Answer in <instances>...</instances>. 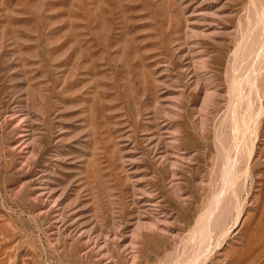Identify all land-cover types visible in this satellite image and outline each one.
Masks as SVG:
<instances>
[{"label": "rangeland", "instance_id": "1", "mask_svg": "<svg viewBox=\"0 0 264 264\" xmlns=\"http://www.w3.org/2000/svg\"><path fill=\"white\" fill-rule=\"evenodd\" d=\"M0 264H264V0H0Z\"/></svg>", "mask_w": 264, "mask_h": 264}]
</instances>
